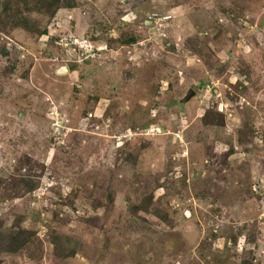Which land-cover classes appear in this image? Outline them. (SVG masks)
Instances as JSON below:
<instances>
[{
    "label": "rangeland",
    "instance_id": "rangeland-1",
    "mask_svg": "<svg viewBox=\"0 0 264 264\" xmlns=\"http://www.w3.org/2000/svg\"><path fill=\"white\" fill-rule=\"evenodd\" d=\"M0 264H264V0H0Z\"/></svg>",
    "mask_w": 264,
    "mask_h": 264
},
{
    "label": "built area",
    "instance_id": "built-area-1",
    "mask_svg": "<svg viewBox=\"0 0 264 264\" xmlns=\"http://www.w3.org/2000/svg\"><path fill=\"white\" fill-rule=\"evenodd\" d=\"M68 36H71V39H69ZM68 36H62L60 38V43L63 44V45H66L67 48H68V46L75 47L79 43L78 37L77 36H73V35H68ZM82 48H85V49H82L80 54L82 56H85V55L88 56V48L89 47L88 46H83Z\"/></svg>",
    "mask_w": 264,
    "mask_h": 264
},
{
    "label": "water",
    "instance_id": "water-1",
    "mask_svg": "<svg viewBox=\"0 0 264 264\" xmlns=\"http://www.w3.org/2000/svg\"><path fill=\"white\" fill-rule=\"evenodd\" d=\"M69 70V67L67 65L59 67L56 72L57 73H63ZM195 94V90L190 88L187 90L186 94L180 99V102L184 103L186 102L192 95Z\"/></svg>",
    "mask_w": 264,
    "mask_h": 264
},
{
    "label": "trees",
    "instance_id": "trees-1",
    "mask_svg": "<svg viewBox=\"0 0 264 264\" xmlns=\"http://www.w3.org/2000/svg\"><path fill=\"white\" fill-rule=\"evenodd\" d=\"M45 1H50V0H45ZM51 2H52V0H51ZM37 5H39V3H38ZM45 31H46V29L44 30V32H45ZM63 34H64V35H62V36H68V33H66V32H64ZM62 36H60V38H61ZM68 37H69V39H71V36H68ZM130 37L132 38V41H135V40H136V35H131ZM57 38H58V37H57ZM124 42L127 43V42H129V40L124 41ZM15 240H16V239H15ZM15 240L12 241V242H13V244H12L13 247L9 246L10 249H13V248L15 247V246H14V242H15ZM23 243H24L23 240L20 241V246H21ZM15 245H16L17 247L19 246L18 243H15Z\"/></svg>",
    "mask_w": 264,
    "mask_h": 264
}]
</instances>
